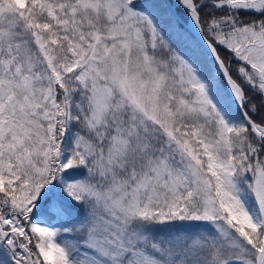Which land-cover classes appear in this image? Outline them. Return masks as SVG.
Here are the masks:
<instances>
[{
  "label": "snow or ice",
  "instance_id": "snow-or-ice-1",
  "mask_svg": "<svg viewBox=\"0 0 264 264\" xmlns=\"http://www.w3.org/2000/svg\"><path fill=\"white\" fill-rule=\"evenodd\" d=\"M0 264H264V0H0Z\"/></svg>",
  "mask_w": 264,
  "mask_h": 264
}]
</instances>
